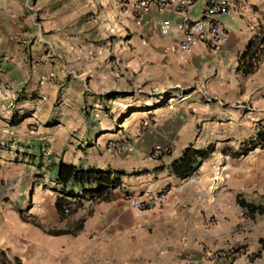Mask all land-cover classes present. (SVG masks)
<instances>
[{
  "label": "crops",
  "instance_id": "1",
  "mask_svg": "<svg viewBox=\"0 0 264 264\" xmlns=\"http://www.w3.org/2000/svg\"><path fill=\"white\" fill-rule=\"evenodd\" d=\"M88 1L116 39L77 44L79 35L63 33L78 22L64 16L74 0H0L1 261L174 264L186 247L252 241L255 221L240 218L236 199L264 206V0H229L222 47L189 52L177 33H159L173 9ZM250 44L258 58L245 74ZM170 89L190 97L166 103ZM188 150L207 157L181 176L173 166ZM60 162L124 176L102 201L78 187L66 197L55 182ZM159 193L164 204L150 210L127 201ZM57 197L80 206L61 218ZM241 222L248 231H235Z\"/></svg>",
  "mask_w": 264,
  "mask_h": 264
},
{
  "label": "built area",
  "instance_id": "2",
  "mask_svg": "<svg viewBox=\"0 0 264 264\" xmlns=\"http://www.w3.org/2000/svg\"><path fill=\"white\" fill-rule=\"evenodd\" d=\"M202 1V7L197 17H192L191 10L193 6ZM137 12L142 9L153 7L158 11L166 9L174 10V19H162L159 21V33L163 37L170 36L173 32L180 36L178 46L184 52H189L197 46H203L207 49L216 50L222 47L226 41L227 32L221 20V17L231 10L229 0H137ZM166 97V103L174 101L183 103L188 100L190 93L185 89L176 92L173 89L165 91L161 96ZM206 103L212 102L211 98L203 97ZM257 149L264 150V146H257ZM45 154L46 151H43ZM161 156L160 151L152 153V159H158ZM224 169L221 168L218 174ZM166 200L165 193H159L148 197L129 198L128 204L138 210H150L164 204ZM69 208L63 207V213L69 214Z\"/></svg>",
  "mask_w": 264,
  "mask_h": 264
},
{
  "label": "rangeland",
  "instance_id": "3",
  "mask_svg": "<svg viewBox=\"0 0 264 264\" xmlns=\"http://www.w3.org/2000/svg\"><path fill=\"white\" fill-rule=\"evenodd\" d=\"M68 1V7L72 8L73 5L70 4L72 0ZM88 3V0H74V7L77 8L76 12L72 13L71 11H69L64 13V16H72L73 14L76 17V15H79L76 26L70 28L64 27L59 29L63 30V33L74 32V34L79 35V40L75 41L77 44H83L84 42L85 44H89L87 43V40H94L95 44H103L104 42L107 44L108 42L116 39V30L114 27H107L109 22L105 16V13L103 12V8L99 6L100 4H97L96 1H93V5H88ZM201 7L202 2L198 1L191 10L192 17L198 16ZM119 12L120 11H117L116 13ZM64 63L66 67L71 66L70 64L66 63L65 60ZM0 199L3 200L7 198L1 197ZM263 215H255L253 218H250L251 220H254L255 223L253 227L254 231H249V233H253L254 239H252V241L250 239L249 243L242 244L236 242L235 240L231 241L233 238L230 237L229 241L231 242L227 241L223 248L213 251L206 249L203 245H197L196 247L194 245L193 247H191V249L190 247H186L188 252L181 254V257H176L174 264H264ZM244 216L246 218L249 217L246 210L243 211L240 215V218L245 221ZM208 222L209 224H212L215 223L216 220L212 217ZM247 228L248 226L246 225V222H241L237 229H235V231L245 232L248 231ZM5 263L9 262L7 261ZM129 264H142V261L131 260Z\"/></svg>",
  "mask_w": 264,
  "mask_h": 264
},
{
  "label": "trees",
  "instance_id": "4",
  "mask_svg": "<svg viewBox=\"0 0 264 264\" xmlns=\"http://www.w3.org/2000/svg\"><path fill=\"white\" fill-rule=\"evenodd\" d=\"M264 33V32H263ZM254 44H250L249 48L242 56L241 69L245 74H250L254 68L253 64L257 61L259 49ZM200 159L206 158L207 153L201 151L188 150L179 161L173 166L174 171L180 173L181 176L189 175L193 169V164L196 162L195 157ZM124 176L122 172L99 171V170H82L77 169L72 165L60 162L57 168L55 182L59 186V192L63 196H75L73 187H78L81 191L90 198H97L99 201L104 200L108 195V188H116L120 185V178ZM237 204L246 210L250 218L255 215L264 214V206L254 205L245 202L242 198L236 199ZM80 204L67 203L63 197H57L55 208L59 217L63 218V207H68L70 214L79 208ZM38 226V225H37ZM52 234H67L66 231H50ZM2 264H6L1 261Z\"/></svg>",
  "mask_w": 264,
  "mask_h": 264
}]
</instances>
